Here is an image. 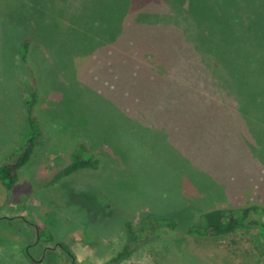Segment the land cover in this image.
Returning a JSON list of instances; mask_svg holds the SVG:
<instances>
[{"label":"rangeland","instance_id":"rangeland-1","mask_svg":"<svg viewBox=\"0 0 264 264\" xmlns=\"http://www.w3.org/2000/svg\"><path fill=\"white\" fill-rule=\"evenodd\" d=\"M34 93L44 134L0 183V264H115L146 216L179 226L116 264H264L259 227L185 234L206 209L264 205V0H0V163ZM80 144L100 167L49 185Z\"/></svg>","mask_w":264,"mask_h":264},{"label":"trees","instance_id":"trees-1","mask_svg":"<svg viewBox=\"0 0 264 264\" xmlns=\"http://www.w3.org/2000/svg\"><path fill=\"white\" fill-rule=\"evenodd\" d=\"M23 49V54H26L23 61L26 60L27 62L30 44L25 43ZM37 103L38 97L34 93L32 99L27 102L28 140L24 147L0 163V183L9 193L19 182L22 170L36 155L38 143L44 134L42 122H40L35 114ZM86 151L87 149L84 144H80L75 148L69 155V165L57 172L49 185L57 184L62 179H66L77 172L97 170L101 165L100 158L91 157L90 159H85L84 154ZM139 224L138 227L130 221L126 223L125 228L129 236L130 244L122 252L117 254L113 263H119L131 256L133 253L131 243L139 242L143 237L153 236L161 231H175L179 226L176 219L153 216L144 217ZM256 227L264 230V205L248 203L239 207L206 209L198 216L197 223L192 224L185 231V234L202 238H212L244 233ZM37 235L41 240L55 243V238L48 227L38 228ZM61 247L67 255L71 256L70 249L67 245L61 244ZM25 255L31 260L27 250L25 251Z\"/></svg>","mask_w":264,"mask_h":264}]
</instances>
